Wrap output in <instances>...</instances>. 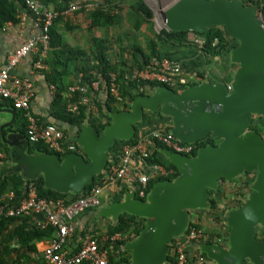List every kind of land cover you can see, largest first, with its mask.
<instances>
[{"label":"water","instance_id":"water-1","mask_svg":"<svg viewBox=\"0 0 264 264\" xmlns=\"http://www.w3.org/2000/svg\"><path fill=\"white\" fill-rule=\"evenodd\" d=\"M162 18L167 31L204 33L221 27L237 41L230 50V60L237 65L230 90L222 82H203L180 93L158 86L150 94L137 95L127 110L110 113L102 134L83 127L76 138L81 155L69 154L62 162L55 154L28 156L29 143L23 137L12 162L24 168L28 180L42 174L48 189L81 195L105 170L114 143L131 141L145 112H159L170 119V133L179 142L195 144L209 135L219 142L200 147L192 157L159 150L177 169V177L156 182L145 200L127 192L102 211L114 220L122 214L145 220L138 236L124 247L130 252L128 264H166L169 244L190 225L188 211L207 207L209 190L219 178L229 181L251 172L253 193L225 219L227 247L203 243L200 251L214 264H264V242L255 236L256 227L264 226V139L250 130L253 116L264 118V26L242 0H176ZM1 137L10 145L2 132Z\"/></svg>","mask_w":264,"mask_h":264},{"label":"built area","instance_id":"built-area-1","mask_svg":"<svg viewBox=\"0 0 264 264\" xmlns=\"http://www.w3.org/2000/svg\"><path fill=\"white\" fill-rule=\"evenodd\" d=\"M15 1V0H13ZM25 10L31 17L34 36L23 40L7 58L6 67L0 70V101H10L13 109L26 113V139L28 143H44L50 151L57 153L74 152L76 144L69 143L67 135L58 127L49 123H41L30 114V102L33 96V84L29 79H22L10 75L11 69L22 63L29 55H36L34 70L36 72L47 69L46 59L50 51L49 29L60 14L39 0H22ZM97 8L107 10L98 1H82L69 5L64 13L83 11L89 13ZM21 18L18 14V19ZM12 23H6L0 30L4 31ZM191 41L198 51L202 50L205 39L191 32ZM189 77L183 75V67L179 61L169 57H152L147 65L142 66L130 74L110 72L107 80L101 73L95 74L88 84L77 83L68 86L65 92L64 111L78 115L81 108H88L92 113L97 110L95 95L99 92L109 94L117 103L125 102L121 84L131 82L137 85L136 91L142 92V83H157L160 86L180 93L193 84ZM230 90V82L226 83ZM171 124L162 129L151 130L135 136L131 141H123L114 158L107 164L102 176L101 184L93 186L85 195L74 200L57 199L48 202L37 195L34 183L26 185V192L20 199L13 191L0 196V218H30L31 224L40 230L52 229L53 236L41 251L40 258L46 264H111L108 253L89 233L81 239L79 248L72 251L69 247L74 238L77 227L76 219L88 208H97L102 203V191L106 186L121 183L139 200H145L149 190L148 183L152 178L173 179L174 169L170 163L147 164L156 143L169 152L179 153L188 157L196 154L195 144L179 142L170 133ZM215 145V144H214ZM3 155L0 153V158ZM139 161L149 167L147 173L132 170L134 162ZM163 179V180H164ZM207 235L200 227H189L179 237L170 243L173 264H208L200 246L207 243ZM111 240H120L116 235ZM212 244L220 242L215 239ZM169 244V245H170ZM170 252V249H169Z\"/></svg>","mask_w":264,"mask_h":264},{"label":"trees","instance_id":"trees-1","mask_svg":"<svg viewBox=\"0 0 264 264\" xmlns=\"http://www.w3.org/2000/svg\"><path fill=\"white\" fill-rule=\"evenodd\" d=\"M42 3L46 4L48 0H39ZM243 4L245 6L253 7L256 11V15H261L264 19V0H243ZM25 9L22 0H0V29L8 22L12 24H17L19 22L18 14L20 13V9ZM115 8H118L116 5L114 8L103 10L102 8H97L94 11H91L88 14V18L90 19V27H103L109 28L118 24L120 21V15L115 12ZM131 9L133 10V14L135 16V21L133 23V29L138 31L144 23H148L153 14L152 11L145 4V0H133ZM56 17L55 20H57ZM54 20V22H55ZM54 24V23H53ZM191 33L189 31L177 32V31H167L161 30L159 33L152 32L153 38L148 40L149 45V53L145 54L141 48L134 46L133 48L138 52L140 60L135 59V63L137 66L141 68L144 65H147L148 60L151 57L163 58L169 57L167 55L160 54L157 51L159 49H168L173 47L185 46L187 44L188 34ZM202 36L205 39L204 46L202 47V54L206 56L208 59H211L216 56L227 54L234 46L233 39L227 36L224 30L221 27H209L204 33L193 32ZM50 35V52L48 54V58L46 59V64L52 69V72L49 74H45L46 80L48 83L54 85L53 96H52V113L51 116L65 124H68L71 127L77 128V133L81 132V128L84 125H90L93 129L101 134L103 128L109 124L110 118L108 116L111 112H118L127 110L129 107V103L137 96V95H145L150 94L155 88L160 86L157 83H142L140 86L143 87L142 92H137L131 96L128 102L119 104L117 103L109 94H106L104 99L96 100V105L98 109V114L102 116H106L108 122L103 125L98 124V117H92L88 115L85 111V108L80 109V113L78 115H72L64 111V103H65V92L66 87L64 88L62 83H60V74L57 72L55 67L59 65L63 72L68 69L67 62L72 61L75 71L81 74L80 83L83 85L88 84L91 79L94 78L95 74L101 73L104 80H107V75L110 72L116 73L114 67L110 65L108 59L106 57V48H104L101 41H96V50L91 54H86L83 51H76L70 49L68 46L61 43L60 36L56 33L54 25H52L49 29ZM61 50V51H58ZM63 58V59H61ZM52 60V61H51ZM62 60V61H61ZM84 61L79 67L77 65V61ZM51 61V62H50ZM50 62V63H49ZM65 73V72H64ZM59 77V78H58ZM125 84L126 87L131 89L132 91L137 89V85L131 82H124L121 84ZM123 93V87H122ZM119 105L118 108H115L116 105ZM18 111L17 109H15ZM159 113V112H158ZM160 114V113H159ZM161 115V114H160ZM147 116V113L144 114V117ZM162 116V115H161ZM168 118V117H166ZM26 123V113H24L23 117ZM169 119V118H168ZM170 120V119H169ZM26 126V125H25ZM24 126V130L25 127ZM25 133V131H24ZM66 134V133H65ZM197 148L213 145L212 139L208 136L203 140L196 143ZM76 149L78 150V146L76 145ZM164 149L163 146L156 143L155 148L151 154V157L147 159V164H159L158 155L159 150ZM28 151L30 153H42L48 154L51 153L48 148L43 143H29ZM195 155V154H194ZM193 155V156H194ZM170 167L174 169L175 174L173 178L177 177L178 172L177 169L170 164ZM164 179V178H163ZM160 179V180H163ZM170 179V178H165ZM150 181L148 183V190L152 188V186L160 181ZM2 181L0 184V195L5 192L13 191L16 198L20 199L25 195L26 185L30 183V181H24L20 176H13L8 180ZM39 192V197L46 199L49 203L53 202L57 198L63 197L61 194H57L53 191H48L43 188L41 179L32 181ZM12 184V185H11ZM95 185V181L86 187L85 194L90 191V189ZM77 197H74L75 199ZM210 208H215L216 201L210 200ZM243 205V203H239V208ZM237 207V208H238ZM236 209V208H235ZM18 222L16 227L13 229L10 228L12 223ZM32 225V224H31ZM28 224V219L25 218H0V264H17L20 262L21 257H25L28 259L27 254L36 253L35 243L41 241H47L51 239L53 235L52 229L39 230L33 225ZM145 226V220L137 217H132L126 214H122L118 217L117 223L110 228H108V234L110 236L116 233L128 234L131 236V239L136 237L141 230ZM191 227H199L195 224H190ZM229 229H227L226 237L228 238ZM207 243L215 242V239H219L220 242L218 245L224 247V239L221 234L217 233L214 236L207 235ZM215 237V238H213ZM125 242H116V243H107L105 248L108 249V257L109 262L111 264H128L130 261V253L129 251L123 250ZM16 245V248L12 246ZM120 247L122 248L119 253H112L111 248ZM170 252L168 254V263L173 264V258L171 256L172 253V245H169ZM20 252V255H17V260H9L12 254H17ZM204 257L205 254H203ZM40 264H46L40 258Z\"/></svg>","mask_w":264,"mask_h":264},{"label":"crops","instance_id":"crops-1","mask_svg":"<svg viewBox=\"0 0 264 264\" xmlns=\"http://www.w3.org/2000/svg\"><path fill=\"white\" fill-rule=\"evenodd\" d=\"M82 1H86V2L98 1L100 4L104 5V7L106 9L107 8L111 9L112 7L114 8L117 0H48L46 5L49 7V9L54 10L55 12H58L60 14L58 16V19L55 20L53 25H54L56 33L60 36L61 43L68 46L70 49H73L76 51H83L86 54H91L92 52H95V50H96V46H97L96 41H98V40L101 41V39H102L99 37V36H101V33L97 32V30H99L98 28H101V27L91 28L90 27V19L88 18V14L86 12L76 11V12L69 13V14H67V13L63 14V12L68 8L69 5L77 4V3H80ZM118 9H119V7H118ZM115 12L118 14L117 8H116ZM19 16L21 18H19V22L17 24H11L10 26L6 27L4 31L0 30V70L4 69L6 67L7 58L13 52V50L16 47H18L23 40L29 39V38L34 36V31H33V28L31 26V17L29 15V13L25 9L22 8V9H20ZM120 20H121V17H120ZM118 23H120V21ZM116 25H114V26H116ZM114 26H111L109 28H102V29H110ZM101 31H104V30H101ZM148 40H147V43H148ZM102 44H103L104 48H106V50H107L105 52L114 50V48H112L108 43L102 42ZM174 48H176L177 51H169L171 48L160 50L159 47L157 48V51H159L160 54H162V53L166 54L167 53V56H169V58L176 59L182 65L181 57L182 56L186 57L187 52L184 50L185 48L183 46L174 47ZM50 50H51V48H50ZM58 51H61V50H58ZM192 54H193V52H192ZM192 54H190V52L188 54L187 59L189 61L187 63L189 65L193 64V62L196 61L195 55L192 56ZM194 54L199 55L202 53H201V51L196 50ZM47 59H49V58H47ZM61 59H63V58H61ZM135 59L140 60L139 55H137V57H135ZM35 61H36V55H29L22 63L18 64L16 67L11 69L10 75L13 77H18V78H22V79L26 78L32 82V84H33V96L31 98V102H30V109H29L30 114L33 117H35L36 119H38L39 121H41V123L53 124L56 127H58L59 129H61L67 135V138H68L67 142H69V143L71 142L73 144H76L78 146V150L76 149V151H74V152L57 153V152L50 151L48 146L44 143L43 144L51 152L48 154L57 155L60 159V162H62L65 159V157L69 154L77 153V154L81 155L82 152H81L80 146L78 145V143L76 141L77 136L81 132L78 134L76 127H71L68 124L60 122L51 116V113L53 111V109H52L53 107H52L51 102H52L54 85L51 83H48V81L46 80L45 74L46 73L50 74L52 72V69L49 66V64H47V69L45 71L36 72L34 70ZM83 62L84 61H82V60L77 61L78 67ZM67 65H68V69H66V71H64L65 73L63 72L62 68L59 65H57L55 67L57 72L59 74L61 73L60 74L61 78L59 80H60V83H62L64 88L65 87L67 88L68 86L75 85L77 83L78 79H80V77H81V74L77 73V71H75L74 66H72L73 65L72 61L67 62ZM190 78H193V77L190 76ZM104 97H105V94H103L102 92H99L97 95H95L96 100H99V99L102 100V99H104ZM64 98H65V95H64ZM123 103H125V102H123ZM123 103H119V104H123ZM85 111L88 115H90L92 117L93 116L98 117V120H99L98 124H100V125L105 124L101 120L100 116H102V115L101 114L99 115L98 111H95L94 113H92L88 108H85ZM11 112H13V113H11ZM24 113H25L24 111H21V110L16 111L15 109H13L10 101H6V100L0 101V153L3 155V157L0 158V184L2 181H5V180H7V182H9L8 180L10 178L17 175V176H20L24 181L32 182V181L41 179L43 188L45 190H48V191H53V190L48 189L44 185L42 174H39L37 179H35V180H28L23 175L25 173L24 168L18 167L16 163L12 162V155L17 153L21 149L20 146H17V144H19L20 141L23 140V137L26 138V136H25L26 135V128L24 130V126L27 125V123H25V121L23 119ZM111 113H113V112H111ZM145 113H150V112H145ZM153 113H157V112H153ZM109 115H110V113L108 114V116ZM109 118H110V116H109ZM144 119H145V117H143V120ZM143 120L140 123V126H139V124H137L135 126V130H136L135 136L144 133L143 131L145 129L143 127V124H144ZM110 121H111V119H110ZM166 123H167V121H166ZM170 124H171V122L169 121V124H165V126L170 125ZM86 126H90V125H84L83 127H86ZM24 131H25V133H24ZM1 132L4 134V141H7L8 143H10V145H13V146L7 145L6 143L3 142L2 137H1ZM122 142L123 141H116L114 143V145L112 146V148L110 149V151L108 153V163H110L112 158H114V155L117 152V150H118V148ZM28 147H29V145H28ZM28 147H27L26 152H25V154L28 156L46 155V154H42V153H30L28 151ZM158 153H159L158 160L160 161L159 164H161L163 166H166L167 164H169L168 160L160 152H158ZM132 170L135 172L147 173L149 171V167L142 162L136 161V162H134V164L132 166ZM103 172L100 175L95 177V179H94L95 185L101 184L102 180L100 178H101ZM151 181H156V179L152 178ZM36 189H37V187H36ZM53 192H55V191H53ZM127 192L130 193V191L126 188V186H124L121 183L106 186L103 188L101 205L97 208L86 209L76 219L77 227L75 230L74 238L72 239V241L69 245V247L72 249V251H76L79 248L80 243H81V239L85 233H89L94 239H96L98 241V243L101 245L102 249L105 250L107 253H108V249L105 248V245L107 243H110V242H112V243L125 242V244L123 246V250H125V248H124L125 245L127 243L132 242L138 235L136 237H134L133 239H131V236H129L128 234H122V233H116V234L110 236L108 234V228L115 225L117 223V220H114L111 216L103 215L102 211L110 209V207L112 205H114L115 203H117L119 201H122L124 195ZM5 193H7V192H5ZM5 193H3L2 195H4ZM55 193L63 195V197L57 198V199H65L66 201L74 200L73 199L74 197L78 198L81 196H85L87 194V193L85 194V191L81 195H74L73 193H66V194H62V193H58V192H55ZM38 194H39V192L37 189V195ZM2 195H0V196H2ZM42 199H44V198H42ZM57 199H55V200H57ZM44 200H46V199H44ZM25 219H28V224L31 225L30 218L28 217ZM17 223L18 222L12 223L10 228L13 229L14 227H16V225H18ZM116 235H118L120 237V240H111ZM49 240L36 242L35 243L36 253H29V254H27V257L29 258L31 255H35L36 262L38 264H40L41 251L43 250L45 245L49 242ZM113 249L114 248H111L112 253H115V251ZM208 264H214V263L211 261H208Z\"/></svg>","mask_w":264,"mask_h":264},{"label":"rangeland","instance_id":"rangeland-1","mask_svg":"<svg viewBox=\"0 0 264 264\" xmlns=\"http://www.w3.org/2000/svg\"><path fill=\"white\" fill-rule=\"evenodd\" d=\"M175 1L176 0H145L153 16L151 20L148 23H144L138 31L133 29V23L135 21V16L131 9L133 0L116 1L115 4L119 7V9L117 8L118 14L121 17L120 23L110 29H102L103 27L98 28L99 30H97V32L101 33L99 37L102 38V42H106L114 48V50L106 52V57L120 77L123 74H130L139 69L137 63H135V57H137L138 52L133 47L136 46L141 48L145 54L149 53L147 40L153 38L152 32L159 33L161 30H166V26L161 23L163 20L162 12ZM258 17L264 26L263 17L261 15ZM191 38V33H189L187 44L184 46V50L187 52L186 57L180 56L182 59L183 75L189 78L190 76L193 77L189 79V83L193 85H198L203 82L229 83L237 68V65L230 60V51L225 55L208 59L203 54H194L197 49L191 41ZM233 44L237 45V41L233 40ZM169 51H177V49L173 47ZM189 52L190 54L193 52L192 56L195 55L196 58V61L191 65L187 63L189 61L187 59ZM162 55H167V53H162ZM151 58L150 56L148 61H150ZM122 87L123 97L127 103L131 96L137 93V91H132L126 87L125 84H123ZM118 107L119 105H116L115 108ZM96 111H98V109ZM100 117L103 123L108 122L106 116ZM169 121L168 118L161 116L158 112L147 113V116L143 120V127L145 129L143 132L162 129L165 127V124H169ZM250 130L258 133L262 139H264V118L253 116L250 123ZM209 137L212 139L213 145L218 144L219 141L215 137L212 135H209ZM254 180L255 172L243 173L229 181L224 178H219L216 181L215 187L209 190L207 207L188 211L190 224H195L202 228L206 235L214 236L217 233L221 234L224 242L226 241L224 247H227L228 238L226 237V232L228 227L226 226L225 219L230 213L239 208V203L244 204L248 200L253 193L251 186ZM210 200L216 201L215 208L213 209L210 208ZM255 236L258 241L264 242V226L256 227ZM12 247L16 248V245ZM121 249L120 247H114L113 250L115 253H119ZM17 255H20V252L11 255L9 260L16 261ZM17 264L38 263L35 260V255H31L28 259L21 257L20 262L18 261ZM166 264H169L168 260ZM244 264L251 263L245 261Z\"/></svg>","mask_w":264,"mask_h":264},{"label":"bare ground","instance_id":"bare-ground-1","mask_svg":"<svg viewBox=\"0 0 264 264\" xmlns=\"http://www.w3.org/2000/svg\"><path fill=\"white\" fill-rule=\"evenodd\" d=\"M161 23H163V25L165 26V24H164L163 20H162V22H161Z\"/></svg>","mask_w":264,"mask_h":264}]
</instances>
